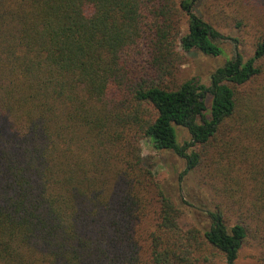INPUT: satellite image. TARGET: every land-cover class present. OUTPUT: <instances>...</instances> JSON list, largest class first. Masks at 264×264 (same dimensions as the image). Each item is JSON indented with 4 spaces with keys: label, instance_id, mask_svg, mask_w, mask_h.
Masks as SVG:
<instances>
[{
    "label": "trees",
    "instance_id": "obj_1",
    "mask_svg": "<svg viewBox=\"0 0 264 264\" xmlns=\"http://www.w3.org/2000/svg\"><path fill=\"white\" fill-rule=\"evenodd\" d=\"M199 2L0 0V264L264 261V25L227 55ZM143 141L204 190L190 229Z\"/></svg>",
    "mask_w": 264,
    "mask_h": 264
},
{
    "label": "rangeland",
    "instance_id": "obj_2",
    "mask_svg": "<svg viewBox=\"0 0 264 264\" xmlns=\"http://www.w3.org/2000/svg\"><path fill=\"white\" fill-rule=\"evenodd\" d=\"M196 13L209 19L228 37L222 44L227 55H231L236 48L240 52L250 54L253 43L264 25V0H200ZM181 31H186L184 24ZM233 39H237V44ZM179 52L183 53L180 49ZM183 54L185 63L178 71L179 81L195 79L208 85L211 73L225 63L224 57L211 58L197 51ZM178 135L180 143L189 139L187 132L181 128L178 129ZM141 150L145 165L153 170L166 195L182 210L180 228L190 229L197 222L193 216L195 212L204 210V190L198 189L192 175H181L185 164L172 152H157L147 141L141 143ZM146 256L147 253H142L141 260ZM236 264H264V261L252 247L245 245Z\"/></svg>",
    "mask_w": 264,
    "mask_h": 264
}]
</instances>
